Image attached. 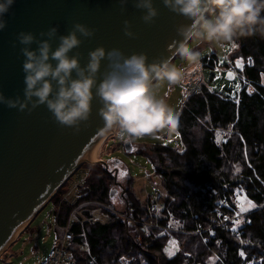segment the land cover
Here are the masks:
<instances>
[{
    "label": "trees",
    "instance_id": "obj_1",
    "mask_svg": "<svg viewBox=\"0 0 264 264\" xmlns=\"http://www.w3.org/2000/svg\"><path fill=\"white\" fill-rule=\"evenodd\" d=\"M232 42L230 60H253L242 71L254 91L243 89L236 105L203 88L178 116L182 151L159 143L139 146L166 192L157 209L152 208L156 200L143 201L126 189L129 211L124 208V213L131 221L111 214L105 205L112 204L107 184H113V172L97 164L87 192L73 205L58 200L63 185L53 195L49 202L59 206L56 220L61 225L75 206L87 204L83 226H72L74 233L85 234L68 248L74 264H119L120 256L132 259L131 264H264V35L256 32ZM200 120L208 121V127L196 138L192 130ZM221 131H230L225 142L218 138ZM120 168L128 181L130 174ZM241 190L251 206L233 231ZM90 203L106 209H101L105 221L90 222ZM165 228L176 243L171 256L166 249L170 238L158 236Z\"/></svg>",
    "mask_w": 264,
    "mask_h": 264
},
{
    "label": "clouds",
    "instance_id": "obj_2",
    "mask_svg": "<svg viewBox=\"0 0 264 264\" xmlns=\"http://www.w3.org/2000/svg\"><path fill=\"white\" fill-rule=\"evenodd\" d=\"M16 0H0V31L7 27V15ZM126 10L129 0H118ZM143 10L141 19L152 24L159 15L154 0H133ZM165 11L187 26L178 28L179 45L175 55L187 64V70H176L156 61L148 62L144 52L125 55L122 50L97 46L88 52L87 63L81 64L80 53H73L82 38H91L95 29L74 23L67 34L58 35L52 26L39 33L20 31L17 41L23 47V97H6L0 92V104L31 112L45 105L62 126L79 132L88 121L92 102L98 98V114L106 129L121 139L134 142L163 138L177 127V114L155 95L150 82H162L167 89L183 86L189 70L193 80L200 78L201 51L187 46L188 41L207 43L223 50L234 39L254 34L264 35V0H162ZM125 35L135 37L131 23L124 21ZM58 44L53 48V41ZM36 47L33 48L32 45ZM15 46V42L13 43ZM107 61L104 71L102 63Z\"/></svg>",
    "mask_w": 264,
    "mask_h": 264
},
{
    "label": "water",
    "instance_id": "obj_3",
    "mask_svg": "<svg viewBox=\"0 0 264 264\" xmlns=\"http://www.w3.org/2000/svg\"><path fill=\"white\" fill-rule=\"evenodd\" d=\"M154 4L159 15L154 23L145 24L143 10L135 8L133 0L123 11L118 0H16L6 17L7 27L0 31V92L6 97H23V46L16 39L20 31L39 37L40 32L57 26L58 35L67 34L77 22L95 29L93 37L82 38L73 50L80 53L82 65L90 50L104 46L106 50L118 48L125 55L144 52L149 63L167 66L180 43L175 32L187 25L169 15L162 0ZM125 20L131 23L135 37L125 35ZM57 44L58 39L53 48ZM106 64L102 63L101 72ZM100 106L98 98L94 99L90 117L77 133L56 122L45 105L28 112L0 104V253L83 162L93 163L86 157L108 131L98 114ZM129 144L124 143L126 151H131Z\"/></svg>",
    "mask_w": 264,
    "mask_h": 264
},
{
    "label": "rangeland",
    "instance_id": "obj_4",
    "mask_svg": "<svg viewBox=\"0 0 264 264\" xmlns=\"http://www.w3.org/2000/svg\"><path fill=\"white\" fill-rule=\"evenodd\" d=\"M187 46L194 47L197 50L201 51L202 55L200 63L203 59L204 61L216 60L219 65H223L225 61L228 60L227 54L230 48L233 46V42L227 44L223 50L214 46H210L207 43H199L197 41H189ZM167 66L176 70H182L184 68H187V64H182L177 57H175ZM207 68L208 67H204V69ZM199 76L200 78L198 80L200 81V83H202L201 91L189 93L188 95H182L179 91V86L169 90L162 82H153L150 87L154 89L155 95L162 101L166 98L171 99L173 102V106L171 109H173L176 114L179 113L180 115L185 106L187 105L189 99L193 95L201 94L203 88H205L210 93H214L211 91L221 93V88L224 85L231 83L234 86H236V84H239L241 86V83L244 80V78L239 76L238 74H235L234 78L230 79L227 77V73L224 74L218 69L216 70V72L213 73L212 76L214 78V84L211 79V74L200 71ZM191 83H193V74H191L189 70V75L184 84ZM262 83L264 84V79ZM249 86L252 87L248 80L247 84L243 89H246L248 93H251L254 90L249 89ZM228 91L230 92V90ZM237 99H239V95ZM231 102L236 105L238 104V101L236 102L234 100H231ZM207 122L204 120H200L197 126L192 130L196 138H201L204 130L206 129V127H208ZM228 132L230 133V131ZM228 132L221 131L218 134L220 142L226 141V135ZM125 142L126 141L121 139L115 132L109 134L101 142V145H99V148L97 150V155L99 154L98 160H94V163L83 162L80 167L69 177V179L61 187V194L58 196V200H60V203L73 205V201L77 197L79 199L82 194V191H84L85 193L87 192V186L85 187V185H87L94 179V171L96 170H94L92 174L91 170L97 164L100 165L104 170L113 172V175L109 173V175L113 176V184H107L110 187L109 201H111L112 204L105 205V208L108 209L111 214L116 215L119 218H123L126 221H131L130 216L124 213V208L126 209V212L129 211V201H127L128 197L126 199L124 196V194L128 196V194L126 193V189H131V192L140 197L143 201L146 198H150L152 202L156 200L153 203L152 208L157 209L159 205L157 200L159 198H165L164 196H166V192L162 187L161 180H159L158 176L154 173V167L152 166L151 162L146 158V156L142 153L143 149H140L139 146L148 145L150 143H159L162 145L174 147L182 151L184 146L181 142L180 133H178V129L176 128L174 131L163 134V138L158 137L156 139H144L131 142L129 144L131 151L125 150ZM114 159L116 161L120 160L125 167L121 164L119 165L118 170L115 164H111L113 162L117 164ZM120 167H124L123 170H127V172L130 174V178L128 181L125 175H121L123 171ZM111 192H113L112 197ZM239 193V204L241 208L244 207L246 211L237 212L236 216L233 217V220L239 219V221H241L248 212V207H250L251 204L249 203L248 199L243 195L244 193L242 190ZM222 202L219 203L218 201L219 204H222ZM99 204L102 207L103 204ZM86 205L87 204H81L73 208L72 211L76 212V217L79 219L82 225L79 224V222H77L76 220H74L75 218H72L70 220V222H73L72 224H78V227L83 226V222L86 218L82 216V209ZM96 206L97 205L93 203H90L87 206V208H89L92 213V220L90 222H93L94 220L105 221L107 219V214L102 212L101 210L105 208L99 209ZM58 212L59 206H55L52 202H48L47 204H45L37 212L35 217L23 228L22 231H20L19 234L14 237L12 242H10L0 253V264H37L41 259L45 258L50 248L55 242L57 232L58 234L62 232V229L59 227V223L56 220V214ZM143 228L144 230L147 229L145 228V225L143 226ZM162 234L170 238L166 249L168 256H171L175 252L176 243L171 237L172 234L169 232V229L165 228L161 230L158 236ZM91 263L93 262H90V264ZM118 263L128 264L125 261H118ZM141 264L144 263L142 262Z\"/></svg>",
    "mask_w": 264,
    "mask_h": 264
},
{
    "label": "built area",
    "instance_id": "obj_5",
    "mask_svg": "<svg viewBox=\"0 0 264 264\" xmlns=\"http://www.w3.org/2000/svg\"><path fill=\"white\" fill-rule=\"evenodd\" d=\"M237 60L243 61V67L245 65H252L253 64V60L251 57H245V58L239 57L236 60H227L226 64H224V65H219L216 62V60L204 61V59H203L202 62L200 63L201 70H204V67H208V68H212L213 71H215V72L218 69L224 74H226L229 71H232L234 74H238L239 76L244 78V80L241 83V86H240L238 91L236 90L235 86L232 85L231 83L224 85L221 88V93H218L216 91H211V92H214L215 94H219V97L221 99L230 100V101L234 100L237 102L238 101L237 97H238L239 93L241 92V90L245 87V85L248 82L247 78L245 77V75L242 71L243 68H237L236 67V61ZM182 70H187V68H184ZM212 82L214 84V78L212 79ZM201 84L202 83H200L199 80H195V82L193 80V83H191V84H184L183 86H179V88H180L179 91L182 95H188L189 93L199 92V91H201V88H202ZM228 90H230V92ZM77 199H78V197L75 198L73 203L76 202ZM72 218H75L74 220H76L77 222H79V224L82 225V223L76 217V212L71 211V213H70L69 217L67 218V220L65 221V223L62 225L59 224V227L62 229V232L60 234H58V232H57L55 242H54L53 246L50 248L48 254L46 255L45 258L41 259L37 264H74V262L71 260V254H70V251L68 250V248L70 247V245H71L72 241H74V239L83 238V237H85V234L83 231H80L78 233L73 232L72 226L78 225V224H72L73 222L72 221L70 222V220ZM82 248H84L85 250L88 248L86 241H84ZM91 264H94V263H91Z\"/></svg>",
    "mask_w": 264,
    "mask_h": 264
},
{
    "label": "bare ground",
    "instance_id": "obj_6",
    "mask_svg": "<svg viewBox=\"0 0 264 264\" xmlns=\"http://www.w3.org/2000/svg\"><path fill=\"white\" fill-rule=\"evenodd\" d=\"M111 133H113V132H111V131H107L96 143H95V145L93 146V148L91 149V151H90V153L87 155V157H86V159H87V161H92L93 163H94V160L95 159H97L98 158V155H97V150H98V148H99V145H101V142L109 135V134H111ZM24 228V227H23ZM23 228L20 230V231H22L23 230ZM20 231L18 232V234L20 233ZM14 239V238H13ZM119 262L121 261H125V262H127L128 264H131L132 262V259H130V258H127V257H125V256H121L120 258H119V260H118Z\"/></svg>",
    "mask_w": 264,
    "mask_h": 264
},
{
    "label": "snow or ice",
    "instance_id": "obj_7",
    "mask_svg": "<svg viewBox=\"0 0 264 264\" xmlns=\"http://www.w3.org/2000/svg\"><path fill=\"white\" fill-rule=\"evenodd\" d=\"M236 67L237 68H243V61H241V60H237L236 61ZM227 76L229 77V78H234V76H235V74L232 72V71H229V72H227ZM235 88H236V90L238 91L239 90V88H240V85L239 84H236V86H235ZM235 98V97H234ZM237 171H239V169L237 168ZM121 175L123 176V175H126V173H121ZM249 203H251V202H249ZM253 207H255V205H253ZM244 211H246V209H244V208H241L240 209V212H244ZM225 219H228V217H225ZM240 223V221H239V219H236V220H234L233 221V231H236V225H238ZM244 252L243 251H241L240 252V255L241 256H244Z\"/></svg>",
    "mask_w": 264,
    "mask_h": 264
},
{
    "label": "crops",
    "instance_id": "obj_8",
    "mask_svg": "<svg viewBox=\"0 0 264 264\" xmlns=\"http://www.w3.org/2000/svg\"><path fill=\"white\" fill-rule=\"evenodd\" d=\"M232 48V47H231ZM230 48V49H231ZM228 53H229V51H228ZM227 56H228V58H229V55L227 54ZM202 72H204V73H209V74H211V79H213V73L215 72V71H213L211 68H207V69H204V70H201ZM252 87H250L249 86V89H251ZM254 90V89H253ZM252 93V92H251ZM163 102L169 107V108H172V104H173V102H172V100L171 99H169V98H166L165 100H163ZM178 115H179V113L177 114V118H178ZM95 160H98V158L97 159H95Z\"/></svg>",
    "mask_w": 264,
    "mask_h": 264
},
{
    "label": "flooded vegetation",
    "instance_id": "obj_9",
    "mask_svg": "<svg viewBox=\"0 0 264 264\" xmlns=\"http://www.w3.org/2000/svg\"><path fill=\"white\" fill-rule=\"evenodd\" d=\"M114 160H115V159H114ZM115 161H116V160H115ZM116 162H117V164L114 163V162L111 163V164H115V166H117V169L119 170V165H121V164L123 165V163H122L120 160H117ZM123 166H124V165H123ZM124 167H125V166H124ZM124 167H123V168H124Z\"/></svg>",
    "mask_w": 264,
    "mask_h": 264
}]
</instances>
